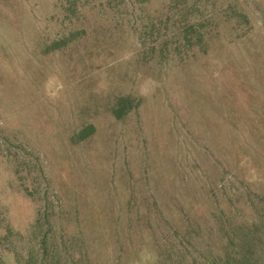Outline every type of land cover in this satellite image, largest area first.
<instances>
[{"label": "rangeland", "instance_id": "374dc122", "mask_svg": "<svg viewBox=\"0 0 264 264\" xmlns=\"http://www.w3.org/2000/svg\"><path fill=\"white\" fill-rule=\"evenodd\" d=\"M0 264H264V0H0Z\"/></svg>", "mask_w": 264, "mask_h": 264}, {"label": "trees", "instance_id": "16d2710c", "mask_svg": "<svg viewBox=\"0 0 264 264\" xmlns=\"http://www.w3.org/2000/svg\"><path fill=\"white\" fill-rule=\"evenodd\" d=\"M127 100V101H126ZM134 100L133 97H123L120 99V103L118 104V107L115 108L114 110V115L117 117V118H122V116L124 114H126L127 112H129L132 108V103ZM134 103V102H133ZM114 116V117H115ZM115 117V118H116ZM92 129H94L93 127H91Z\"/></svg>", "mask_w": 264, "mask_h": 264}]
</instances>
